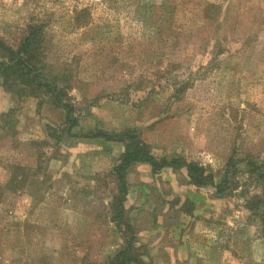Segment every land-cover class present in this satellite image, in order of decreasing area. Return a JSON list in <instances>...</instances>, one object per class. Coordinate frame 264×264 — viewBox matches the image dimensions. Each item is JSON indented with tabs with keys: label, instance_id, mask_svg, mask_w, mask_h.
Here are the masks:
<instances>
[{
	"label": "rangeland",
	"instance_id": "obj_1",
	"mask_svg": "<svg viewBox=\"0 0 264 264\" xmlns=\"http://www.w3.org/2000/svg\"><path fill=\"white\" fill-rule=\"evenodd\" d=\"M29 37L73 118L0 74V264H107L130 238L146 264H264V0H0V42ZM94 128L173 164L130 165L121 216L124 144Z\"/></svg>",
	"mask_w": 264,
	"mask_h": 264
},
{
	"label": "trees",
	"instance_id": "obj_2",
	"mask_svg": "<svg viewBox=\"0 0 264 264\" xmlns=\"http://www.w3.org/2000/svg\"><path fill=\"white\" fill-rule=\"evenodd\" d=\"M1 43L2 42H0L1 46L5 45ZM35 43L36 42L33 40V37H29L16 51L5 45L4 47H6L11 53L9 56V58H11L0 60V74H2L5 81H12V79H15L17 82L20 81L21 83L32 86L33 88L42 89L41 87H44L45 91L55 94L56 98L62 102L64 108L67 109L66 117L68 119H72L73 117L70 113L71 104L67 101H63V90L57 86V82L54 79L51 80L48 77L49 75L47 76L45 74L44 70H42L39 66L38 57L28 54L29 52H27L29 46L33 47ZM51 85H53V88H51ZM100 133L107 140H116L124 144L125 149L122 154L121 161L114 168L118 175L119 188L114 197V202L112 203L116 216H121V211L124 206V194L127 192V186L124 179L125 170L130 165L137 162H147L152 165L154 169L173 164H171L166 158H164L161 162L155 160L150 152V148L133 130H123L116 133L114 132V134H109L99 128H94L85 135L88 137H95ZM256 174L260 181L264 184V171L258 170ZM188 175L191 183L195 185H206L208 182H211L215 185L216 190L219 192L224 190L223 183L227 180V177L224 174L221 178V183L216 184L213 174H206L203 168H197L196 166L193 167L191 164L188 167ZM125 226L126 229L129 230V224H125ZM134 247L133 239L130 238L126 245L119 248L115 252L114 256L112 259L108 260L107 264H146L143 262L141 256L135 252Z\"/></svg>",
	"mask_w": 264,
	"mask_h": 264
}]
</instances>
